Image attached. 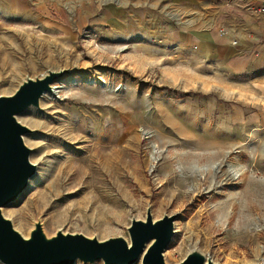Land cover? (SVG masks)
<instances>
[{
    "label": "rangeland",
    "instance_id": "rangeland-1",
    "mask_svg": "<svg viewBox=\"0 0 264 264\" xmlns=\"http://www.w3.org/2000/svg\"><path fill=\"white\" fill-rule=\"evenodd\" d=\"M166 2L0 0V94L63 71L17 113L36 168L0 211L24 237L128 242L148 209L174 213L165 264L264 261V84L180 68Z\"/></svg>",
    "mask_w": 264,
    "mask_h": 264
},
{
    "label": "water",
    "instance_id": "water-1",
    "mask_svg": "<svg viewBox=\"0 0 264 264\" xmlns=\"http://www.w3.org/2000/svg\"><path fill=\"white\" fill-rule=\"evenodd\" d=\"M63 71L49 70L27 78L12 94H0V207L14 200L26 186L36 165L23 140L29 128L14 115L28 105H37L44 91ZM176 214L154 219L148 209L145 219H134L128 227L130 244L122 237L98 240L83 233L58 232L46 238L41 226L24 237L0 211V261L4 264H73L76 258L104 264H132L141 256L142 264H165L163 250L169 243ZM178 264H218L201 251L187 253ZM254 264H264L260 261Z\"/></svg>",
    "mask_w": 264,
    "mask_h": 264
},
{
    "label": "crops",
    "instance_id": "crops-1",
    "mask_svg": "<svg viewBox=\"0 0 264 264\" xmlns=\"http://www.w3.org/2000/svg\"><path fill=\"white\" fill-rule=\"evenodd\" d=\"M166 1L165 12L173 13L177 30L163 38L180 50L174 54L180 68H220L264 84V12L251 8L264 0ZM219 28L225 32L220 34Z\"/></svg>",
    "mask_w": 264,
    "mask_h": 264
},
{
    "label": "built area",
    "instance_id": "built-area-1",
    "mask_svg": "<svg viewBox=\"0 0 264 264\" xmlns=\"http://www.w3.org/2000/svg\"><path fill=\"white\" fill-rule=\"evenodd\" d=\"M251 8L258 11V12H264V5H252ZM218 31L220 33H224L223 28H219ZM261 37H262V40H264V31L262 32ZM232 41H235V40H232Z\"/></svg>",
    "mask_w": 264,
    "mask_h": 264
},
{
    "label": "bare ground",
    "instance_id": "bare-ground-1",
    "mask_svg": "<svg viewBox=\"0 0 264 264\" xmlns=\"http://www.w3.org/2000/svg\"><path fill=\"white\" fill-rule=\"evenodd\" d=\"M26 79H27V78H26ZM26 79H25V80H26ZM51 85H52V84H51ZM53 88H54V87L51 86L50 89L44 91L43 94H45L46 92H49V91L52 92L51 90H52ZM43 94H42V95H43ZM39 99H40V98H39ZM38 102H39V100H38ZM37 106H38V103H37ZM24 109H25V108H24ZM23 111H24V110H23ZM14 117L16 118V120H17L18 122H20V121L18 120L17 113L14 115ZM20 123H21V122H20ZM21 124H22V123H21ZM22 125H23V124H22ZM23 135H24V134H23ZM22 137H23V140H24V142H25L24 136H22ZM29 148H30V147H29ZM30 149H31V148H30ZM227 152H228V151H227ZM224 155H226V154H224ZM224 155H223V156H224ZM35 165H36V164H35ZM28 181H29V179H28ZM127 243L130 244V242H128V241H127Z\"/></svg>",
    "mask_w": 264,
    "mask_h": 264
}]
</instances>
